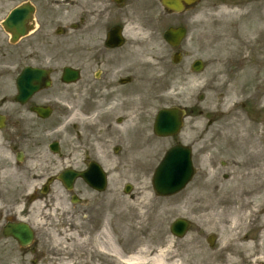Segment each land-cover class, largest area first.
Listing matches in <instances>:
<instances>
[{
  "label": "flooded vegetation",
  "instance_id": "flooded-vegetation-1",
  "mask_svg": "<svg viewBox=\"0 0 264 264\" xmlns=\"http://www.w3.org/2000/svg\"><path fill=\"white\" fill-rule=\"evenodd\" d=\"M173 1L183 4L180 11L166 5ZM160 12L181 18L166 28L183 26V43L193 39L196 17L211 16L214 26L226 27L222 33L232 48L237 44L232 54L254 51L264 61V0H0V264L48 263L44 222L50 220L44 211L63 199L71 202L67 228L73 245L84 243L86 264H121L143 241L153 240L157 248L171 237L185 238L172 234L173 220L158 216L155 206H145L144 217L124 212L125 198L133 204L140 198L135 186L143 180L137 174L130 194L118 179L96 187L97 171L88 181L77 175L95 165L151 169L139 164L133 131L128 146L117 142L114 127L124 118L113 115L133 107L128 105L139 81V55L153 51ZM158 139L167 149L183 142L192 152L196 143L180 133ZM245 142L232 136L228 143L235 151ZM125 151L133 154L123 158ZM65 170L67 182L61 178ZM249 170V178L264 180V170ZM27 229L32 239L21 243L13 233L24 238Z\"/></svg>",
  "mask_w": 264,
  "mask_h": 264
},
{
  "label": "rangeland",
  "instance_id": "rangeland-1",
  "mask_svg": "<svg viewBox=\"0 0 264 264\" xmlns=\"http://www.w3.org/2000/svg\"><path fill=\"white\" fill-rule=\"evenodd\" d=\"M157 19L153 51L149 57L139 55V81L130 90L128 105L133 107H124V112L119 110L113 115L116 118L124 114V121L114 127L121 138L117 142L128 146L133 137L139 164L144 163L151 168L143 171L146 166L141 165L137 171L126 167L120 171L110 170L113 171L112 181L118 179L124 183L136 180L137 175L143 180L135 186V194L140 198L136 199L135 205L125 198L124 210H137L144 217L145 206H155L157 211L161 210L158 216L165 215L166 220H173L176 216L190 218L192 230L183 241L173 245L180 257L202 259L208 255L217 264H223L232 253V247L221 249V245L229 242L238 231L252 237L256 246H262L264 251L262 219L261 216L258 218L259 213L264 212V180L262 175L255 176V179L247 176L251 175L250 163L254 160L248 153L249 138L246 136L257 137L264 149V61L253 50L232 54L237 44L232 48L233 43L222 33L226 27L214 26L211 16L208 19L196 17L190 23L194 28L193 39L177 49L167 44L162 33L168 24L179 23L181 18L163 16L160 12ZM187 49L190 52L185 54ZM176 51L183 55L179 63L173 62ZM196 59H202L206 64L201 72L191 68ZM200 95L204 96L201 100ZM174 105L188 108L181 136L187 142H196L194 158L197 173L179 194L159 198L152 190L150 176L166 145L154 136L152 126L158 109ZM126 109L130 110L128 114ZM255 124L257 128H254ZM130 132L133 136L129 138ZM232 136L239 141L246 138V142L235 151H231L228 143ZM128 155L125 151L123 158ZM254 163L259 169V161ZM261 185L263 188L259 189ZM70 206L71 202L63 199L51 207L52 211L44 212V220H50V223L44 222V247L48 246L46 249L51 254L47 264H86L84 243L75 240L73 245L72 235L66 227L70 220ZM257 210L261 211L258 213ZM135 216L139 217V214ZM237 216L240 223L238 228H233V218ZM53 224L64 225L61 237L56 233L60 231L58 225L49 227ZM210 234L218 237L214 246L208 244ZM156 238L159 236L154 234L153 239ZM143 242L147 246L154 244L153 240ZM110 261L113 263L112 259Z\"/></svg>",
  "mask_w": 264,
  "mask_h": 264
},
{
  "label": "water",
  "instance_id": "water-1",
  "mask_svg": "<svg viewBox=\"0 0 264 264\" xmlns=\"http://www.w3.org/2000/svg\"><path fill=\"white\" fill-rule=\"evenodd\" d=\"M184 35L182 28H170L165 37L172 45H178ZM177 61V58H175ZM204 64L201 60L195 62V70L203 69ZM185 111L176 107L161 109L156 118L155 130L160 135H170L178 132L182 126V118ZM194 173L190 149L178 145L166 154L157 167L153 185L156 193L170 195L180 191L191 179ZM175 226V229H174ZM173 226V230L183 232L189 227L188 222H178Z\"/></svg>",
  "mask_w": 264,
  "mask_h": 264
},
{
  "label": "bare ground",
  "instance_id": "bare-ground-1",
  "mask_svg": "<svg viewBox=\"0 0 264 264\" xmlns=\"http://www.w3.org/2000/svg\"><path fill=\"white\" fill-rule=\"evenodd\" d=\"M262 103L264 104V98L262 99ZM254 128H257V125ZM262 130L264 129L262 128ZM248 144V153H250L254 161H259L260 163V166H258L259 169H256L254 161L250 163L253 168V173L263 172L264 155L259 139L250 136ZM260 211L257 210L256 212L259 213ZM261 213L262 211L259 213L258 218L261 216V225L264 226V212L260 215ZM239 223L240 217H234L233 228H238ZM173 242L175 240L171 237L169 244L165 248H160L155 251L148 250L147 246H143L137 254L124 258L122 264H217L208 255H204L202 259H196L194 256L180 257L173 248ZM229 246L232 247V253L227 256L223 264H264V251L262 246H256L252 237H248L247 234H241L239 231L235 232L229 242L222 243L221 249H228Z\"/></svg>",
  "mask_w": 264,
  "mask_h": 264
}]
</instances>
